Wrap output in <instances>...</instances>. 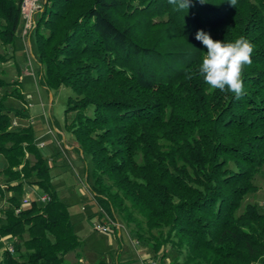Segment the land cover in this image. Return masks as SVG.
I'll use <instances>...</instances> for the list:
<instances>
[{
  "label": "trees",
  "instance_id": "trees-1",
  "mask_svg": "<svg viewBox=\"0 0 264 264\" xmlns=\"http://www.w3.org/2000/svg\"><path fill=\"white\" fill-rule=\"evenodd\" d=\"M20 3L0 0L4 46L22 28ZM32 29L38 82L71 91L67 127L91 160L96 214L152 256L174 248L172 263L264 264V209L242 205L264 170V0H191L188 11L168 0H44ZM198 30L253 45L239 98L204 83ZM9 58L0 51V63ZM1 73L0 264H62L81 239L31 124H11L27 117L5 104L22 99L21 82ZM28 184L49 198L21 200Z\"/></svg>",
  "mask_w": 264,
  "mask_h": 264
},
{
  "label": "rangeland",
  "instance_id": "rangeland-1",
  "mask_svg": "<svg viewBox=\"0 0 264 264\" xmlns=\"http://www.w3.org/2000/svg\"><path fill=\"white\" fill-rule=\"evenodd\" d=\"M43 1L38 0L40 6ZM40 9L41 7L33 13L34 21ZM23 22L24 18L22 25ZM29 35V43L26 39L23 42L19 38L20 40H15L13 44L5 46L0 44V51L10 56L8 60L0 63L1 76L8 81L19 79L23 92L22 99L9 96L5 99V104L23 107L22 102L25 101L26 104L30 103V106L43 105V111L28 112V117H15L14 120L18 125L26 123L29 119L35 141L37 143L43 142L56 152L53 158L48 157L53 175L52 184L58 197L68 205L74 229L81 239L80 244L75 249L65 253L62 264H150V259L155 261L154 264H176L172 262L176 259L180 260L182 255L174 248H166L165 258L161 259L158 255L152 256L153 251L149 245L146 242L137 241L126 227L116 219H114V225L120 227L119 230L116 228L113 231L109 228L108 231H103L93 226L94 220L108 222L110 217L105 213L102 216L96 214L99 210L98 205L92 198L88 187L92 183V163L88 156H83L80 153L76 138L67 127V123L73 117L72 111L65 110L67 96L71 91L66 86L49 90L38 82V64L34 59L36 41L33 29ZM6 88L10 89L11 87ZM2 90L0 89V92ZM51 120L59 128L58 131L49 130L48 123ZM63 143L68 148L64 147ZM3 165L4 157L0 154V169ZM252 181L255 183L256 189L247 193L242 205L246 202H254L257 203L259 209H264V170L257 172ZM43 193L40 188L31 187L23 191L21 198L32 196L39 199ZM2 244L3 246L6 245L3 241Z\"/></svg>",
  "mask_w": 264,
  "mask_h": 264
},
{
  "label": "clouds",
  "instance_id": "clouds-1",
  "mask_svg": "<svg viewBox=\"0 0 264 264\" xmlns=\"http://www.w3.org/2000/svg\"><path fill=\"white\" fill-rule=\"evenodd\" d=\"M178 11L187 10L191 0H168ZM205 3V0H199ZM235 6L236 0H229ZM195 39L207 49L199 65V74L210 90H227L239 98L244 92L242 73L251 64L253 45L244 37L233 42L214 40L208 33L198 30Z\"/></svg>",
  "mask_w": 264,
  "mask_h": 264
},
{
  "label": "built area",
  "instance_id": "built-area-1",
  "mask_svg": "<svg viewBox=\"0 0 264 264\" xmlns=\"http://www.w3.org/2000/svg\"><path fill=\"white\" fill-rule=\"evenodd\" d=\"M40 4L38 0H21L20 3V11L21 15L24 18L23 22V29L21 30V39L24 40L29 35V32L32 30L34 26V19L32 17L33 13L39 9ZM29 29V30H28ZM25 48H27L25 46ZM12 125H16V120H13ZM50 130V129H49ZM49 198V196L46 193H43L39 196L40 201H45ZM28 198L23 199V201H26ZM114 219H109L108 222H99V221H93V226L99 230L108 231L109 228L111 229V225H114ZM155 261H151L150 264H154Z\"/></svg>",
  "mask_w": 264,
  "mask_h": 264
},
{
  "label": "crops",
  "instance_id": "crops-1",
  "mask_svg": "<svg viewBox=\"0 0 264 264\" xmlns=\"http://www.w3.org/2000/svg\"><path fill=\"white\" fill-rule=\"evenodd\" d=\"M22 21H23V18H22ZM20 28V30H19V34H18V37H17V39L16 40H20L19 38H21V27H19ZM30 33V32H29ZM29 36L30 35H28L27 37H26V41H27V43H29L30 41H29ZM50 101H51V99H50ZM22 105H23V107H24V110H25V112H26V116L28 117V112L29 113H32V112H40L41 110L43 111V105L42 106H38V105H32V106H30V103H25V101H23L22 102ZM27 122H29V119H27ZM30 123V122H29ZM50 126V131H52L53 129H55L56 131H58L57 129H59L58 127H56L55 126V124H54V122L51 120V122L50 123H48V127ZM53 132V131H52ZM38 145H39V149L41 150V153L43 154V155H45L46 157H49L50 159L51 158H53L54 157V153H56L55 152V150H53V148H51V147H48V146H46L43 142H41V143H37ZM64 144V147H66V148H68V146L65 144V143H63ZM66 156V155H65ZM66 158L67 159H69L67 156H66ZM35 188L36 186L33 184V185H30V184H28V185H25V187H24V190H27V189H30V188ZM26 198V197H25ZM25 198H21V200H23V199H25ZM27 198H29V197H27ZM116 228H119V227H116ZM2 241H3V243H4V245L5 244H9L10 243V241H11V236H7V237H3L2 239H1ZM151 261H154V260H152V259H150Z\"/></svg>",
  "mask_w": 264,
  "mask_h": 264
}]
</instances>
